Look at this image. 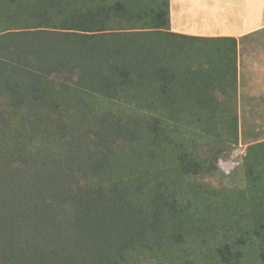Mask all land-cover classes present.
<instances>
[{
  "label": "trees",
  "instance_id": "trees-1",
  "mask_svg": "<svg viewBox=\"0 0 264 264\" xmlns=\"http://www.w3.org/2000/svg\"><path fill=\"white\" fill-rule=\"evenodd\" d=\"M170 25V0L0 1V264H135L167 244L172 264H264V188L250 179L264 142L244 156L238 207L216 206L213 219L203 191L176 194L204 160L181 153L158 165L162 121L179 105L188 118L223 110L199 101L174 57L193 42L230 41L238 80L235 38ZM171 36L186 42L171 46ZM235 112L224 110L233 131ZM39 137L47 155L27 141Z\"/></svg>",
  "mask_w": 264,
  "mask_h": 264
},
{
  "label": "rangeland",
  "instance_id": "rangeland-1",
  "mask_svg": "<svg viewBox=\"0 0 264 264\" xmlns=\"http://www.w3.org/2000/svg\"><path fill=\"white\" fill-rule=\"evenodd\" d=\"M0 1L7 3L12 0ZM16 1L19 2L20 0ZM33 1L43 2L46 0ZM187 2L190 1L184 0V7L177 16L179 24H182V18H184V27H188L189 24L193 23L191 27L199 32L215 30L226 32L229 28L231 29L227 19L219 18L215 9L210 8L208 3H206V6L203 4L197 11L187 8ZM260 33L264 35V30ZM253 40V38L244 39L240 49L238 47L239 51L236 49L238 51L237 69L239 57L241 56L239 67L241 70L240 91L238 90V82L237 85L234 84L231 78V66L234 63L232 59V42H193L189 46H186L185 50H182L181 55L174 57L178 63V67L182 69L180 73L188 76L189 72H193L194 80H189L188 85L193 90H201V99L199 101H205V103H210V106L223 108V110H217L215 116H210L212 119H209V115L207 116L204 112L193 110V112L191 111L193 118H188L183 111L185 110L184 106L188 105H179V110L175 109L176 111H174L176 112L174 120L162 121L164 141L162 142V154L158 157V165L164 167L168 163L178 161L181 153L200 161L204 160L197 169L198 171L191 173L188 178L181 180L178 179L179 175L168 173L166 181L174 184L177 182V179L180 180L176 188V194L180 198H183V193H188L189 198L194 197L195 192L193 190L195 188L203 191V197L210 199L213 205L212 211L203 213H207L208 219L215 218L217 215L215 213L220 211V209H214L216 206H227L231 210L238 207L237 194L246 190L248 191L249 187L244 156L249 146L264 142V97L259 98L258 96L253 99L249 83L253 70L250 61L253 57V46L256 44L255 42L252 43ZM259 41L262 40L260 39ZM166 42L171 46H177L181 42L186 41L182 38L171 36L166 39ZM262 44H264L263 41ZM236 88L237 93H235ZM195 101L196 99H194V103H196ZM228 107L236 110L235 115L238 118V123L237 129L234 131V124L232 126V124L229 125L228 123L230 120L232 121V112L229 113V117L224 114V110ZM223 115L228 118H222L221 116ZM30 130L31 126H26L24 130L25 134L30 135ZM134 138L137 140L138 135L134 136ZM27 141L29 144L32 143L36 152L40 151L44 155H47V139L39 137L37 139L29 138ZM135 144L136 141L133 143V146ZM127 149L132 152L130 145L127 146ZM136 152L139 153L138 149H136ZM42 153L39 155L42 156ZM120 155H122L124 161L126 159L125 155ZM259 159L260 157L256 156L252 161V166H250L252 170H250V179L255 184V187H253L254 191L256 188H264V180L262 182L256 180V176L263 174L264 171V160L259 162ZM199 208L202 207L199 206ZM210 212L213 213L209 214ZM189 243L195 244V241L189 240ZM172 245L167 244V246L157 249L158 251L155 253L147 251L145 256L143 255L138 260H135V264H164L166 257L170 258L166 264H172L173 260L178 263V260L174 259L176 258V251L175 246ZM198 249V247H193L191 250ZM130 256L131 254L128 255V258L132 257Z\"/></svg>",
  "mask_w": 264,
  "mask_h": 264
},
{
  "label": "crops",
  "instance_id": "crops-1",
  "mask_svg": "<svg viewBox=\"0 0 264 264\" xmlns=\"http://www.w3.org/2000/svg\"><path fill=\"white\" fill-rule=\"evenodd\" d=\"M187 8L199 10L200 7L206 3L210 8L215 9L219 18H226L228 25L231 27L228 31L215 30L210 32H199L192 28V24L188 27L179 24L178 14L184 7V0H170V19L171 31L174 33L207 37V38H235L238 47L243 44L244 39L253 38V57L250 61L252 67L250 91L253 99L255 97H264V35L260 32L264 30V0H188ZM180 20V19H179ZM180 25V26H179ZM263 37V38H261ZM262 41H259V40ZM239 51V50H238ZM237 51V52H238ZM244 58V55H243ZM245 59V58H244ZM241 56L238 64V90L241 89V70L240 67ZM240 85V86H239ZM243 90V87H242ZM241 90V92H242ZM240 92V93H241Z\"/></svg>",
  "mask_w": 264,
  "mask_h": 264
}]
</instances>
